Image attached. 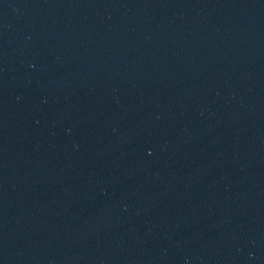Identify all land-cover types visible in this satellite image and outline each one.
<instances>
[{"label": "water", "instance_id": "95a60500", "mask_svg": "<svg viewBox=\"0 0 264 264\" xmlns=\"http://www.w3.org/2000/svg\"><path fill=\"white\" fill-rule=\"evenodd\" d=\"M0 264H264V0H0Z\"/></svg>", "mask_w": 264, "mask_h": 264}]
</instances>
